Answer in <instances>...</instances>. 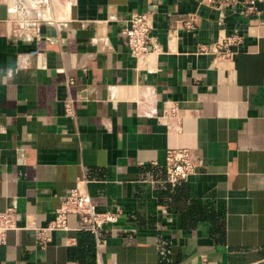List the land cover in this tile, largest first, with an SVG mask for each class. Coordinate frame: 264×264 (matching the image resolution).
<instances>
[{"label": "crops", "instance_id": "crops-1", "mask_svg": "<svg viewBox=\"0 0 264 264\" xmlns=\"http://www.w3.org/2000/svg\"><path fill=\"white\" fill-rule=\"evenodd\" d=\"M17 1L0 0V211L19 214L0 264H264V0H73L30 39L10 33ZM134 12L156 42L139 61L121 34ZM234 35L230 58L200 50ZM169 104L178 130L157 117ZM175 147L196 165L171 185ZM75 187L118 222L94 237L70 216L39 247L28 225Z\"/></svg>", "mask_w": 264, "mask_h": 264}, {"label": "built area", "instance_id": "built-area-1", "mask_svg": "<svg viewBox=\"0 0 264 264\" xmlns=\"http://www.w3.org/2000/svg\"><path fill=\"white\" fill-rule=\"evenodd\" d=\"M73 0H18L10 4L11 10L8 24L10 33L15 38L30 39L39 35L38 24L48 23L62 26L68 20V9ZM223 3L229 0H209ZM255 0H244L246 11H251ZM186 25L191 26L190 22ZM152 18L147 12H134L128 18V25L121 34L129 49L130 56L139 61L156 50V42L151 35ZM237 35L223 38L215 43L201 46L200 50L214 54L220 58H230V45L238 42ZM71 82V80H70ZM73 99L64 101V113L73 116ZM168 128L178 130L182 121V114L177 104L164 106L157 116ZM196 162L192 152L185 147L168 148L165 154V181L171 185L186 181L194 172ZM120 211H98L89 195L75 187L63 198L55 209L54 217L46 225L29 224L34 231L35 243L44 248L51 240L52 231L69 229L68 218L75 217L80 226L79 230L90 233L94 237L105 228H112L119 220ZM19 214L15 208L9 207L0 211V243L6 239L7 231L17 229Z\"/></svg>", "mask_w": 264, "mask_h": 264}]
</instances>
